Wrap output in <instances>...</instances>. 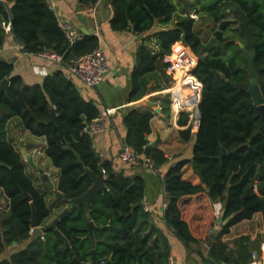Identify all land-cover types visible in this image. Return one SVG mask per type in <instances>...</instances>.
Listing matches in <instances>:
<instances>
[{"label": "trees", "instance_id": "16d2710c", "mask_svg": "<svg viewBox=\"0 0 264 264\" xmlns=\"http://www.w3.org/2000/svg\"><path fill=\"white\" fill-rule=\"evenodd\" d=\"M79 1L95 4L98 0ZM202 1L113 0L110 23L115 31L131 28L145 34L158 19L168 21L177 14L174 27L151 35L157 48L146 42L138 48L129 101L142 98L151 74L156 75L154 89L170 88L174 70L167 57L171 55L175 64L176 52L185 51L187 59L178 65L177 86L189 83L194 88L198 80L202 83L200 125L196 133L191 126L181 131L185 140L195 138L193 157L169 166L164 174L168 197L164 217L189 248L208 239L215 220L213 203L221 202L222 217L231 219L211 245L212 264H249L255 251L261 253L263 235L240 232L231 240L230 236L233 228L252 221L256 214L262 215L264 228V131H259L263 118L248 90L233 83L248 84L253 65L264 94V0H204L206 14L215 26L206 37L191 17L194 12L202 13ZM9 33L24 45L26 53L61 55L63 68L41 83H27L14 63L1 54ZM99 45L97 35H83L72 43L49 0H0V84L9 80L7 89L0 92V189L9 202L7 209L0 208V256L9 245L28 242L0 264H92L93 249L98 264H171L170 247L159 238L160 230L144 207L145 178L116 170L96 151L87 128L101 110L82 96L64 68ZM190 59L194 63L187 62ZM53 109L56 114L51 122ZM178 109L190 108L178 105ZM15 117L24 130L45 138L44 153L59 169L57 189L65 197H79L93 185L86 168L96 174L105 170L107 189L91 200L89 212L84 205H76L57 224L64 239L54 229L32 239L33 205L38 210V224L45 226L54 209L61 210L68 202L58 199L54 191V197L48 199L42 185L28 173L20 147L9 136V121ZM153 117L150 109H129L124 116L126 143L139 156L135 163L150 158L159 170L169 162L158 146L159 139L150 155L145 154ZM189 122L190 113L182 112L179 124ZM187 163L202 185L183 179ZM90 221L95 224L94 242L89 235Z\"/></svg>", "mask_w": 264, "mask_h": 264}, {"label": "crops", "instance_id": "0c3cea01", "mask_svg": "<svg viewBox=\"0 0 264 264\" xmlns=\"http://www.w3.org/2000/svg\"><path fill=\"white\" fill-rule=\"evenodd\" d=\"M112 1L113 0H98L95 4H83L79 0H49L50 7L55 11L59 23H70L82 34V36L97 35L99 37L100 46L103 47L106 56L111 61V70L106 80L95 88L85 86L82 81L72 77L68 73L78 86L82 96L88 100H92L97 107L100 108L101 112L106 109H114V113L109 116L106 121V128L104 130L87 128V131L92 136L94 147L103 160L112 162L116 170L124 171L127 175H139L145 178L146 189L143 198L144 207L145 203L148 204V211L152 215L151 221L160 230L159 238L161 239L162 237L170 247V263L212 264V259L210 257L211 245L217 234L228 223L227 219L222 217V210L218 212V204L221 202L216 201L213 203L215 220L208 231V239L201 243H195L189 248L174 233L164 217L166 210L165 204L168 203L167 192L163 181L164 174L169 166L181 160H188L193 157L195 138L193 136L190 140H185L182 137L181 131L187 129L190 123L187 125L179 124L182 112H178V105L191 107L193 104L189 96L191 94L188 92V88L185 84L177 86V89L179 87L181 90V97H179L180 101L178 99L173 102L174 88L154 89L156 80H152L155 75L151 74L147 77L148 84L142 98L129 101L131 92V73L135 66L138 48L143 42L150 44L151 41H154L155 43V38L151 35L154 32L168 30L174 27L177 24L178 16L174 14L168 21L158 19L152 31L145 34H137L133 32L131 28L124 31H115L112 29L110 23L113 17ZM192 14L196 13L194 12ZM175 16L176 20L173 21ZM19 44L20 43L15 39L14 35L9 33L7 43L1 54H4V58L14 63L16 72L21 74L27 83H41L47 75L62 68L60 64L44 59L39 54L34 55L23 52ZM181 45L182 44H179L178 47ZM167 95L170 96L167 97ZM134 106L150 109L154 112V117L151 120L152 131L147 137L148 143L156 144L155 142L159 139L158 146L165 152L169 159V162L159 168V170L151 169L143 162L125 163L120 158V152L123 145L126 143L127 135L124 116L125 113ZM8 130L10 138H13L15 142L19 144L23 152L26 146L30 147V152H34L36 149L43 150L41 157L44 163H49L51 167L47 173L57 186L59 169L51 163L50 159L44 153V147L46 145L45 138L35 136L28 130H24L18 117L9 121ZM196 131L197 129L192 130V133H196ZM53 169L55 170V176L51 173ZM29 174L33 177L36 184L42 185L43 182L40 178L36 179L34 177L35 174L34 176L33 173ZM40 176L42 177V175ZM183 179L195 185L203 184L200 176L194 171L190 163L185 164L183 167ZM41 189L44 190L45 186H42ZM50 191L53 190L46 191L48 199H52L49 193ZM1 193H3L1 198L3 202L5 201V205H1L0 201V208L7 209L9 207L8 199L4 195L2 189H0V195ZM67 206L68 204L66 207ZM63 209L64 208H61V210H58V208L54 209L53 215L47 223L52 222ZM241 226L242 225H238L233 228V237L237 236V234L234 233L235 229H237L238 233V230L242 229ZM242 232L244 233V231ZM257 233L263 235L262 243H264V230H256V232L251 234L255 236ZM33 234L34 228L32 230V237ZM159 244L161 245V243ZM27 245L28 242H23L7 246L5 253L0 256V260L9 258L14 252L24 249ZM231 246L234 247L232 244ZM259 255H261L262 259H259L260 261L258 260V263L261 264V262H263L262 264H264V254H262V250Z\"/></svg>", "mask_w": 264, "mask_h": 264}, {"label": "built area", "instance_id": "2783aa9c", "mask_svg": "<svg viewBox=\"0 0 264 264\" xmlns=\"http://www.w3.org/2000/svg\"><path fill=\"white\" fill-rule=\"evenodd\" d=\"M60 26L65 30L68 39L72 43L82 37V34L75 27H73V25H71L70 23L62 22V23H60ZM7 30H10V25L7 26ZM19 47H20V49L23 50L24 45H22L20 43ZM39 55L44 59L51 60L53 62L60 64V66L63 68V66H62L63 57L61 55H59L55 52H51V51H44V52L40 53ZM167 59L170 61L169 56L167 57ZM111 66L112 65H111L110 59L106 56V53H105L103 47H101L99 45L93 51H91L85 55H82L77 59L72 60V62L64 68L67 70V72L72 77L77 78L80 81H82V83L85 86L90 87V88H95L99 84H101L102 82H104L106 80L107 75L111 70ZM173 70H174V68H173ZM192 72H193V70H192ZM195 78L197 79V77H195ZM197 83L198 84H196L193 89H194V91L197 90L196 94H197L198 100L194 101L195 97L191 98L194 104H193L192 112L190 113V122H189L190 124H189V126H191L192 130L198 129L199 125H200V117L198 115V110H197L198 108L197 107H198V104L200 101V94L199 93L202 91V83L199 80ZM185 86L186 87L189 86L187 88L190 89L189 83H186ZM173 96H174L173 102L175 100H178L180 97V94L178 95L177 87L174 88V95ZM179 101H180V99H179ZM178 112H183V111L181 110ZM113 113H114V109L103 110L101 112V114L89 124L88 128L93 129V130H104L106 128V121H107L108 117L111 116ZM120 158L125 163H135L138 161L139 156L137 155L135 150L130 145L125 143L122 147L121 152H120ZM143 163L145 165H147L148 167H150L151 169L158 170L155 167L154 162L150 158H144ZM103 174L104 175L106 174L105 170H103ZM105 177H106V175H105ZM167 205H168V203L165 204V208H167ZM145 209H146V211L149 210V206L146 203H145ZM221 210H222V204L219 203L218 204V212H221ZM261 250H262V254H264V243L261 244ZM259 259H262L261 255H259V253L257 251H255L253 253L252 260L249 264H259L258 263ZM262 263L263 262H261V264ZM219 264H228V263L221 262Z\"/></svg>", "mask_w": 264, "mask_h": 264}, {"label": "water", "instance_id": "95a60500", "mask_svg": "<svg viewBox=\"0 0 264 264\" xmlns=\"http://www.w3.org/2000/svg\"><path fill=\"white\" fill-rule=\"evenodd\" d=\"M234 8H236V7L234 6ZM45 44H46V46L48 48H50V45L47 42H45ZM253 57H254V53L251 54V60H253ZM222 76H223V78L225 80H227V76L225 74H223ZM8 85H9V80L6 78L0 84V92L3 91V90H6ZM233 85L236 86V87H240L241 89L248 90L249 94L251 95V97L253 99L254 104L257 106V108L260 111V113L262 115V118H263V124L261 125L259 131H264V94H263L262 88H261V86L259 84L257 71L255 70L253 65H251L249 83L248 84H245V83H242V84L233 83ZM199 94H200V101H201L202 91ZM197 108H198L197 109L198 110V115H199V117H201L200 109H199V107H197ZM55 114H56V111H55V109H53L52 110L53 117H52L51 122H54ZM155 146H156V144H154V143L148 144L147 147L145 148V154L146 155H150L151 150ZM25 150L26 149L24 148V153H25ZM224 153H226V152H224ZM27 161L32 165V167L34 169L38 170L41 173L43 179L45 180L47 185L55 192L57 198L60 199V200H64V201L68 202V206L66 208H64L63 211L57 217H55L54 220L51 223H49L48 225H45V226H42V225L38 224V210L33 205L32 227L34 228V234H33L32 239H35L36 237H39V236H43V234H45L46 231L49 230V229H54L56 231V233L59 235V237L61 239H64V237L61 234L60 230L57 228V224L60 222V220L62 218L67 216L70 213L71 208L76 206V205H80V204L84 205L86 210H87V212H89V205H90L91 200L97 194H99L100 192H102V191L107 189V186H106V183H105L106 177H105V175L103 173L96 174L95 172H93L90 169L86 168L85 171L92 178L93 185L83 195H81L79 197H74V198H70L69 199V198L65 197V195L61 191H59L57 189V186L51 180L49 174L47 172L43 171V169H41L39 167V165L37 163H35L31 157H27ZM26 195H27L29 200H32V197H31V195L29 193H26ZM230 219H231L230 217L227 218V222ZM94 229H95V224H94L93 221H90L89 222V230H90V234L89 235H90V238H91L92 242L95 241ZM92 254H93L92 264H98L97 261H96V250L95 249H93Z\"/></svg>", "mask_w": 264, "mask_h": 264}, {"label": "rangeland", "instance_id": "374dc122", "mask_svg": "<svg viewBox=\"0 0 264 264\" xmlns=\"http://www.w3.org/2000/svg\"><path fill=\"white\" fill-rule=\"evenodd\" d=\"M202 2L205 3L206 1L203 0ZM207 5H208V3H205L203 7L201 5V7H202V9H201L202 10V13L200 15H198V14H192L191 15V17L196 20V29L199 31V33L203 37H206L207 35H212L213 30H214V27H215L214 26V22L211 20V18H208V15L206 14L207 13V7H208ZM175 20H176V16L174 17L173 21H175ZM233 34L234 33H229V35H233ZM150 44H151L152 47L157 48V46L154 43V41H151ZM179 48L180 47L177 46L174 50L179 49ZM175 57H176V60H175L176 62L174 64V61L171 59V55H169V59L172 62V66H173L172 68H174V74H173L174 75V81H172V83L170 85L171 86L170 88H172V89L173 88H176L177 85H178V82H179V79H178V65L181 64V61L187 59L186 58V53H185L184 50H179L178 52H176ZM191 61L192 60L190 59L187 62H191ZM192 62L194 63V61H192ZM174 65H175V67H174ZM194 68H193V70H194ZM155 76H154V78L152 80H155V78H156ZM162 84L165 85V82L162 81ZM187 87H189V86H187ZM195 93H196V91H195ZM192 108L193 107H191V109H185V110H182V111L191 113L192 112ZM18 146H19V144H18ZM19 149H21V147ZM21 151H22V149H21ZM42 153H43V150H41V149H36L34 152H30L29 151V148H28V149L25 150V153L22 151V154H23L24 159L26 161H27V157H31L33 159V161L35 163H37L41 169H43V171L47 172L48 170H50L51 167H50L49 163H46V164L44 163V160L41 157V154ZM27 163H28L27 164V169H28L29 173H33V176L35 174L34 177L36 179L37 178H40L41 179V181L43 182L42 183V186H45V189L44 190L45 191L51 190V188L47 186V183L40 176L41 173L38 170L34 169L32 167V165L28 161H27ZM51 173H52L53 176H55V170L54 169L51 171ZM49 193H50L51 197L53 198L54 197V194L51 191ZM2 194L3 193H1V195H0L1 205H5V203H4L5 201L3 202L2 198H1ZM58 210H60V209H58ZM241 228L244 231V233H249V232L254 233V232H256V230H264V228L262 226V215L261 214H256L255 217H254V219L251 222H245L244 224H242ZM240 232H242V231L241 230H238V233H237V229H235V232L234 233L235 234H239ZM233 236L234 235L232 233V237ZM232 237L230 236L231 239H232Z\"/></svg>", "mask_w": 264, "mask_h": 264}, {"label": "bare ground", "instance_id": "6f19581e", "mask_svg": "<svg viewBox=\"0 0 264 264\" xmlns=\"http://www.w3.org/2000/svg\"><path fill=\"white\" fill-rule=\"evenodd\" d=\"M193 75V74H192ZM178 95L180 94L181 95V90L179 89V87H178ZM188 92H190V94L191 95H189L190 96V98H192V97H195V100L194 101H197L198 100V97H197V94L195 93V91H194V89H193V87L190 85V89H188ZM193 94V95H192ZM181 97V96H180ZM191 101H192V99H191ZM194 104V103H193ZM193 104H192V106L191 107H193ZM191 107H189L190 109H191Z\"/></svg>", "mask_w": 264, "mask_h": 264}, {"label": "clouds", "instance_id": "9594fccd", "mask_svg": "<svg viewBox=\"0 0 264 264\" xmlns=\"http://www.w3.org/2000/svg\"><path fill=\"white\" fill-rule=\"evenodd\" d=\"M193 73V72H192Z\"/></svg>", "mask_w": 264, "mask_h": 264}]
</instances>
